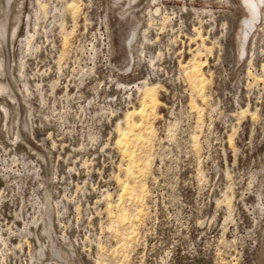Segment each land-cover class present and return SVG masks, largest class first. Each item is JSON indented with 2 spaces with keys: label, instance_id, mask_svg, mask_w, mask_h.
<instances>
[{
  "label": "rangeland",
  "instance_id": "374dc122",
  "mask_svg": "<svg viewBox=\"0 0 264 264\" xmlns=\"http://www.w3.org/2000/svg\"><path fill=\"white\" fill-rule=\"evenodd\" d=\"M67 1L1 0L0 263L264 264V0ZM202 40L205 101L182 67ZM146 82L122 238L116 140Z\"/></svg>",
  "mask_w": 264,
  "mask_h": 264
},
{
  "label": "bare ground",
  "instance_id": "6f19581e",
  "mask_svg": "<svg viewBox=\"0 0 264 264\" xmlns=\"http://www.w3.org/2000/svg\"><path fill=\"white\" fill-rule=\"evenodd\" d=\"M0 5H1V0H0ZM40 6L41 8H43L45 5L43 6V4H40ZM66 9L68 10V12L74 15L76 14V12H78L79 5L74 0H68L66 2ZM195 32L197 33L198 37H200V30L198 29L197 31L196 29ZM210 51H211V47L209 46V43L202 40L201 43L195 49H193L191 58L182 65V67H184L188 82L192 87V90L194 91L193 96H198L199 98H201L202 101H205L206 99L204 89L207 83V77L205 76L203 67L206 65L207 62L206 56L208 55V53H210ZM203 55H205V59H202ZM3 88L4 87L0 84V90H2ZM158 89H159L158 84H147L146 82V84L140 90L141 102L139 108H137L136 110L129 111L125 116L124 126L122 127L120 126L118 128V138L116 140V143L119 145L120 151H122L121 154H123V157L126 162L124 161L125 167L122 168V170H124V176L123 178L118 179L121 187V191H120L121 193H119L120 200H118L119 202H116V204L114 203L109 204L107 202L108 203L107 210L109 213L108 215H111L112 218L119 221L120 223H122L123 225H125L127 228L130 229L127 232L122 233L123 235L122 238L123 237L125 238V236L127 237L129 236V234L133 233L134 219L132 218L134 216L137 217V215L141 216L142 214V207L139 206L140 204L137 206V208H135L131 212L129 207H127L128 204L126 205L125 202L127 200L132 201L139 197H144L142 195H145L147 192L146 186L143 183L144 180H142V178L144 177L142 176H143V169L146 167V165L148 164L147 162L149 160H148V156L145 157L139 156V147L141 146L143 148H147L149 143V135L150 136L153 135L154 132L152 119L156 115L157 113L156 109L160 104V100L158 97ZM191 102H193V107L194 104L196 106L195 100H192ZM197 111L199 114L201 113V109H197ZM135 113L138 115L139 120L138 119L135 120L134 118ZM128 203L131 204V202ZM113 210L116 211L113 212ZM2 238L3 237H1L3 243ZM4 258H6V256ZM4 261L3 263H5Z\"/></svg>",
  "mask_w": 264,
  "mask_h": 264
}]
</instances>
